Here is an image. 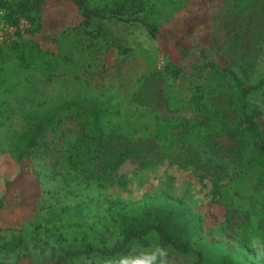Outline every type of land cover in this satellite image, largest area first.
I'll return each mask as SVG.
<instances>
[{"label":"trees","instance_id":"1","mask_svg":"<svg viewBox=\"0 0 264 264\" xmlns=\"http://www.w3.org/2000/svg\"><path fill=\"white\" fill-rule=\"evenodd\" d=\"M49 1L0 0L5 20L18 27L25 19V31L33 35L0 44V69L13 58L34 77L28 81L31 90L11 98L0 94V129L11 128L13 117H19L22 124L9 137L10 152L16 162L28 163L42 192L32 218L19 226L0 220V253H21L17 264H127L136 247L155 244L190 257L192 264H264V132L250 100L264 90V81L250 83L247 69L241 68V75L237 60L227 54L220 57L224 63L212 59L196 66L197 72L187 76L190 90L185 93L177 87L183 66L167 57L162 70L152 67L138 79L140 90L132 95L107 86L93 90L87 82L76 91L46 93L38 87L40 81L55 79L60 64L70 58L62 56L58 40L47 46L37 37ZM68 1L81 17L70 28L89 40L85 48L91 54L102 41L105 56L133 52L111 35L107 21H139L158 39L165 36L164 26L200 0ZM213 1L217 5L209 18L216 21L227 13L245 14L260 0ZM103 66L108 67L105 57ZM4 86L0 77V88L8 91ZM158 87L166 108L189 107L195 116L163 115L150 99ZM220 95L223 104L215 100ZM221 135L236 141L227 156ZM146 141L156 145L152 154L143 146ZM129 158L142 169L164 161L194 166L202 180L214 173L211 197L202 207L224 208L223 218L213 213L216 222L210 225L187 196L169 189L145 192L137 199L107 195L110 186H127L125 177L115 173ZM4 206L0 198V214ZM235 211L245 217L238 229L230 217ZM44 234L53 237L55 245L51 259L38 263L25 249Z\"/></svg>","mask_w":264,"mask_h":264},{"label":"rangeland","instance_id":"2","mask_svg":"<svg viewBox=\"0 0 264 264\" xmlns=\"http://www.w3.org/2000/svg\"><path fill=\"white\" fill-rule=\"evenodd\" d=\"M216 5L213 0L193 3L175 21L162 28L165 36L158 39H154L139 21H107L106 27L111 35L123 46L132 47L133 52L130 55L108 52L104 56L105 47L102 48L104 44L102 41L98 42L101 48L91 54L90 50L85 48V45L90 43L89 40L82 33L70 28L81 20L76 6L68 0H50L43 14V30L37 37L47 46H54L52 39L58 40L62 56L69 55L70 58L68 63L60 64L59 75L55 79L51 82L42 79L38 87L46 93L76 91L81 84L87 82L93 90L107 86L132 95L140 90L138 79L152 67L162 70L169 57L183 66L184 76L178 80L177 87L188 93L190 85L187 76L197 72L195 67L212 59L224 63L226 59L220 57L227 54L237 60V71H241V68L247 69L250 83L264 81V0L254 3L245 14L227 13L220 19L212 21L209 14ZM4 15L5 11L0 10L1 45L10 44L14 39L26 40L33 36L32 33L25 31L29 27L25 19H21L17 27L9 24ZM17 30L21 31V36L16 35ZM76 44L77 49L74 48ZM183 50H188V54L183 55ZM104 57L108 65L106 68L103 66ZM240 74L244 75L243 70ZM0 77L4 79V87L8 89L5 92L3 87L0 88V94L6 98L32 89L28 84L30 79H34L32 73L19 69L13 58L3 64ZM157 89L150 99L163 115L169 118L195 116L189 107L181 110L166 108L158 96L162 88ZM223 99L220 95L215 100L223 104ZM250 100L257 110L256 118L264 132V90L252 94ZM18 118L13 117L11 128L0 129V198L5 201L0 220L3 224L17 226L34 216L37 197L41 192L34 175L28 171V163L16 162L10 152V134L22 124ZM219 139L225 148L223 155L227 156L228 148L236 141L225 135H221ZM143 146L151 154L156 150V145L149 141L144 142ZM122 175L127 180V186L124 188L110 186L106 190L107 195L137 199L145 192L154 193L169 189L176 194L187 196L190 203L204 212L210 225L216 222L213 213L223 218L224 208L216 206L209 210L208 207H202V204L211 197L210 176L214 175L212 172L208 178L202 180L194 166L182 168L170 161H164L156 167L142 169L135 159L129 158L115 173L117 178ZM48 187L52 188L50 185ZM48 203L45 205L48 206ZM230 217L235 229H238L245 219L239 211L232 212ZM54 245L53 237L44 234L42 240L29 244L25 252L29 253L33 261L44 263L51 259ZM20 254L0 253V263L17 264L16 259ZM158 260L162 263L166 261V264H192L190 257L155 244L146 248L136 247L127 257V264H156ZM79 264H91V260ZM95 264L103 263L96 261Z\"/></svg>","mask_w":264,"mask_h":264},{"label":"clouds","instance_id":"3","mask_svg":"<svg viewBox=\"0 0 264 264\" xmlns=\"http://www.w3.org/2000/svg\"><path fill=\"white\" fill-rule=\"evenodd\" d=\"M163 264H166V261H164Z\"/></svg>","mask_w":264,"mask_h":264}]
</instances>
